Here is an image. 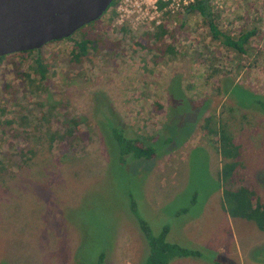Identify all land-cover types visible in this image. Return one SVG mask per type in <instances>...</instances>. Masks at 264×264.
<instances>
[{"label": "rangeland", "instance_id": "rangeland-1", "mask_svg": "<svg viewBox=\"0 0 264 264\" xmlns=\"http://www.w3.org/2000/svg\"><path fill=\"white\" fill-rule=\"evenodd\" d=\"M224 6H210L221 32L254 31L244 55L211 40L197 13L182 25L177 14L174 54L148 67L152 54L130 48L136 31L109 27L108 6L69 40L108 26L102 37L117 45L89 49L78 68L60 61L68 40L43 45L49 68L38 91L15 77L24 63L0 59V118L9 115L20 133L0 138V264H140L148 249L137 217L152 235L167 226L166 242L199 251L169 264H264V233L221 208L226 160L201 128L208 116L224 123L238 146L239 184L264 202V112L251 96L264 98V0ZM70 119L78 137L50 145ZM109 124L154 157L120 160Z\"/></svg>", "mask_w": 264, "mask_h": 264}, {"label": "trees", "instance_id": "trees-1", "mask_svg": "<svg viewBox=\"0 0 264 264\" xmlns=\"http://www.w3.org/2000/svg\"><path fill=\"white\" fill-rule=\"evenodd\" d=\"M116 1L117 0H113L109 6L113 7ZM191 13H197L201 18V23L208 30L211 40H218V42L224 48L235 53L243 55L245 54L249 39L254 35V31L252 29L247 30L243 28L242 30L238 31V34L235 37L228 32H221L217 28L216 24L217 19H219V14L210 12V6L207 3V0L195 2L194 4L187 7L182 13L177 15L179 25H182L186 20V16ZM171 19L172 17L166 16L163 19V22L155 27L151 32L142 31L140 34H138V37L131 38L130 48L133 51H142L144 53L152 54V57L145 61V63L148 64V67L154 66L161 59L165 58L166 56H171L175 52L176 42L174 40V31L170 30L169 28ZM112 21L113 14L108 18L109 27L111 26ZM93 24V22L89 23L77 31H80L85 27H91ZM107 29L108 26L103 28L101 34L94 32L91 37H87L86 34L81 35V38L77 40H69V38L61 39L68 40L70 45L67 51V58L60 61L67 62L72 68H78L87 59L89 49L96 50L98 48H110L116 46L119 41L109 42V40L106 41L104 40V37H102L103 33L106 32ZM119 30V33L124 34L129 31L125 27H120L118 29L115 28L114 32H118ZM194 40L197 42L198 37ZM40 49L41 47L32 51H24L17 54L0 57V59H2L3 57L9 58L14 56L19 60L20 63H24L26 65V71L20 70V73L16 71L17 75L15 77L18 78L19 81H23V83L26 84V88H31L32 91H38L47 82L49 65L43 61L42 55L40 54ZM29 56L31 57L29 58ZM12 65L14 68H16L18 63L13 62ZM7 86L8 84L2 86L5 91L8 89ZM10 94L12 95V93ZM251 96L254 98L253 107L258 108V110L261 112H264V98L256 95ZM154 105L155 110H160L159 105L156 103ZM157 112L159 111L157 110ZM1 116L2 114L0 113V117ZM69 121L73 125L72 129H67L66 126H64V130L61 133H53L50 135V145L53 144L54 141L59 143L68 139H74L76 135L78 137L79 131L76 130L78 124L77 120L70 119ZM14 124V120L10 118L9 115H7L4 119L0 118V138L3 137L2 134H5V138L12 134L11 136L14 139H17L15 135H17V133L20 135V133L16 128L13 127ZM16 126L20 127V124L16 123ZM108 128L111 132L109 148L116 152L120 160L126 155H130L136 159H151L154 157V149L152 146L142 145L132 139L124 137L122 132L117 129L115 125L111 126L109 124ZM201 128L205 136L212 138L214 148L220 156V159L226 160V162H223L220 166L218 174V179L222 185L221 208L229 218H238L246 222H250L254 225L257 231L264 233V202L260 200L256 191L252 187L239 184L241 178L238 177V173H236V168L238 166L237 157L239 155L238 146L232 143V139L229 136L224 123L220 122V120L214 116L205 117ZM69 145L70 143L65 149H68L70 147ZM191 202H193V200ZM131 209L132 211L134 209L132 201ZM186 211L187 208H182L177 211V214L185 213ZM137 222L148 249L146 252V257L143 259V261H141L142 263L140 264H169L171 260L176 258L199 256L198 250H192L177 244L166 242L165 236L168 232L167 226L162 227L160 232L156 235H152L148 226L142 219L137 217ZM101 259L102 255H99L98 263L101 262Z\"/></svg>", "mask_w": 264, "mask_h": 264}, {"label": "water", "instance_id": "water-1", "mask_svg": "<svg viewBox=\"0 0 264 264\" xmlns=\"http://www.w3.org/2000/svg\"><path fill=\"white\" fill-rule=\"evenodd\" d=\"M113 0H0V57L69 38Z\"/></svg>", "mask_w": 264, "mask_h": 264}, {"label": "built area", "instance_id": "built-area-1", "mask_svg": "<svg viewBox=\"0 0 264 264\" xmlns=\"http://www.w3.org/2000/svg\"><path fill=\"white\" fill-rule=\"evenodd\" d=\"M201 0H117L112 7L111 28L125 27L131 32L152 31L166 16L182 13L187 7ZM248 3L253 0H207L214 9H223L229 3ZM224 9L226 10L225 6Z\"/></svg>", "mask_w": 264, "mask_h": 264}]
</instances>
